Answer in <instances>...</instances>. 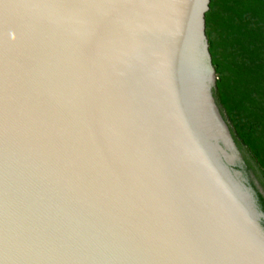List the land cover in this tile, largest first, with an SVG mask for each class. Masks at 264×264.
<instances>
[{"label": "water", "instance_id": "95a60500", "mask_svg": "<svg viewBox=\"0 0 264 264\" xmlns=\"http://www.w3.org/2000/svg\"><path fill=\"white\" fill-rule=\"evenodd\" d=\"M209 3L0 0V264H264Z\"/></svg>", "mask_w": 264, "mask_h": 264}, {"label": "trees", "instance_id": "16d2710c", "mask_svg": "<svg viewBox=\"0 0 264 264\" xmlns=\"http://www.w3.org/2000/svg\"><path fill=\"white\" fill-rule=\"evenodd\" d=\"M205 34L217 77L213 95L264 212V0H210Z\"/></svg>", "mask_w": 264, "mask_h": 264}, {"label": "rangeland", "instance_id": "374dc122", "mask_svg": "<svg viewBox=\"0 0 264 264\" xmlns=\"http://www.w3.org/2000/svg\"><path fill=\"white\" fill-rule=\"evenodd\" d=\"M239 154H240V158L243 160V156H242L241 151H239ZM249 175H250L251 178H253V181H254V183L256 184L257 188L261 190V188H260V186H259V184H258V181L255 179V177H253V174L250 173ZM246 178H247V180H249L248 175L246 176Z\"/></svg>", "mask_w": 264, "mask_h": 264}]
</instances>
